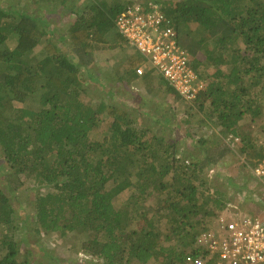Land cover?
Listing matches in <instances>:
<instances>
[{
	"label": "trees",
	"instance_id": "1",
	"mask_svg": "<svg viewBox=\"0 0 264 264\" xmlns=\"http://www.w3.org/2000/svg\"><path fill=\"white\" fill-rule=\"evenodd\" d=\"M41 1L47 2L43 14L0 5V168L5 162L9 169L1 171L0 185L9 193L24 181L46 188L32 203L35 234L80 236V249L102 264H184L209 226L203 220L217 218L228 203L221 190H202L206 169L220 158L187 165L175 143L152 134L130 111L94 104L80 60L99 46L125 47L116 19L128 5H159L178 38L184 32L191 40L192 67L206 88L188 101L154 68L137 75L147 64L140 53L127 59L128 73L149 84L158 79L174 97L198 106L225 139L233 137L232 147L242 143L239 153L256 166L263 149L255 148L241 122L264 120V102L252 94L264 90V0ZM57 14L71 17L66 37L75 57L59 55L53 41L63 44L61 30L48 19ZM45 38V55L32 59ZM96 132L102 140H93ZM16 212L0 190V243L7 247L0 264H20L14 237L27 225L17 224Z\"/></svg>",
	"mask_w": 264,
	"mask_h": 264
},
{
	"label": "rangeland",
	"instance_id": "2",
	"mask_svg": "<svg viewBox=\"0 0 264 264\" xmlns=\"http://www.w3.org/2000/svg\"><path fill=\"white\" fill-rule=\"evenodd\" d=\"M46 3L41 0H0L2 7L7 8L13 5L22 12L30 9L37 10L35 12L40 14L44 13ZM39 6L43 8L40 9ZM48 19L61 30L60 41L63 44L57 42L55 37L53 38L59 48V55L75 57L66 37L71 20L69 14H57ZM193 37L195 38V34ZM179 41L190 53L191 40L184 32L180 33ZM123 43L125 47L122 49L121 46L113 48V44L107 47L99 46L91 56L80 60V63L83 64L81 78L86 89L89 90L92 100L95 101L94 104L105 101L130 111L134 117L138 118V124L147 126L149 130L151 129L152 134L165 138L168 144L175 143L179 151V159L187 157V165L197 161L205 163L211 157L220 158L218 163L210 165L206 169L203 175L206 184L202 190L210 195L217 189L224 192L228 202L225 210H239L241 213L256 215L264 219V185L257 181L252 174V168L255 166L252 157L249 158L250 162H245L246 155L239 153L238 148L242 143L232 147L231 141L229 142L230 138L225 139L224 133L220 132L205 117L204 113L200 112V109L198 110V106L174 97V94L169 92V86L164 84L161 87L158 79H155L152 84H149L148 81L134 82L130 77L134 73L129 74L125 64L129 57L139 52L126 42ZM16 44L14 40L10 41V48H14ZM47 45L48 41L45 38V41L36 48L31 56L32 59H40L45 53ZM146 66V71L151 69L150 64L147 63ZM199 70L205 73L206 68L202 65ZM134 78L136 79V77ZM259 88H255L252 94H257L264 102V90ZM30 102L16 106L27 107ZM103 119H107L111 123V119L107 115H104ZM241 124L244 131L248 132L250 139H253L252 143L256 144L255 148L258 150V145L264 143V127L261 126H264V120L252 125V122L245 119ZM91 137L95 141H100L103 136L101 132H96L92 133ZM200 141H204V145ZM231 147L236 149L232 150ZM252 153L253 151H251ZM1 171L4 174L9 172L5 162L1 163L0 174ZM32 182L24 181L25 186L17 188L15 193H9L10 190L5 184L1 183L0 185V190L10 198L17 210V224L27 225V227L23 225L21 232H16L14 237L18 248L16 260L20 264H97L96 259L80 249V236L58 238L56 234H46V236L35 234V209L32 203L37 194H45L47 190L38 188V185H34ZM111 185L112 183L109 182L108 187ZM11 187H16V183L12 180ZM131 192V190L126 191L117 198L116 206L122 207ZM151 203L155 206L154 199H151ZM216 219L215 216L210 220L204 219L202 224L203 226L204 224L211 225ZM0 249V256L3 257L7 253V247L0 243Z\"/></svg>",
	"mask_w": 264,
	"mask_h": 264
},
{
	"label": "built area",
	"instance_id": "3",
	"mask_svg": "<svg viewBox=\"0 0 264 264\" xmlns=\"http://www.w3.org/2000/svg\"><path fill=\"white\" fill-rule=\"evenodd\" d=\"M116 26L127 43L185 99L193 100L206 88L192 67L191 54L179 43L178 32L159 5H128L118 15ZM145 67L137 70L139 76ZM234 141L240 143V139ZM259 146L263 157L252 174L264 185V143ZM194 246L184 264H264V219L226 209L199 235Z\"/></svg>",
	"mask_w": 264,
	"mask_h": 264
},
{
	"label": "crops",
	"instance_id": "4",
	"mask_svg": "<svg viewBox=\"0 0 264 264\" xmlns=\"http://www.w3.org/2000/svg\"><path fill=\"white\" fill-rule=\"evenodd\" d=\"M133 76H134V75H133ZM133 76L130 75V77L133 78L132 80H133L134 82H135V81L138 82V83L142 82L141 77L137 76L136 79H135ZM134 82H132V83H134ZM225 212H226V210H223L222 212H220L221 214H219L218 217H219L220 215H222L223 213H225ZM218 217H217V218H218ZM96 261H97V262H96L97 264H102V262H101L100 260H96Z\"/></svg>",
	"mask_w": 264,
	"mask_h": 264
}]
</instances>
